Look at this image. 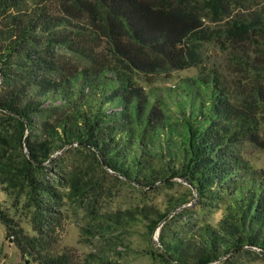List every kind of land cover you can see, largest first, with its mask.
Masks as SVG:
<instances>
[{"label": "trees", "instance_id": "16d2710c", "mask_svg": "<svg viewBox=\"0 0 264 264\" xmlns=\"http://www.w3.org/2000/svg\"><path fill=\"white\" fill-rule=\"evenodd\" d=\"M57 49L86 65L67 71ZM192 68L198 76L174 101L178 129L167 102L153 104L136 77ZM0 87V110L15 123L11 139L25 151L21 165L2 157L0 174L27 177L33 208L30 235L0 207L5 238L21 257L84 264L59 246L60 194L31 174L76 146L138 188L177 178L198 200L223 206L220 221L196 237L165 232L171 209L126 210L144 215L150 233L163 223L152 252L163 264H212L246 250L264 258V170L237 149L259 132L264 107V0H0ZM7 135L0 133L5 144Z\"/></svg>", "mask_w": 264, "mask_h": 264}, {"label": "rangeland", "instance_id": "374dc122", "mask_svg": "<svg viewBox=\"0 0 264 264\" xmlns=\"http://www.w3.org/2000/svg\"><path fill=\"white\" fill-rule=\"evenodd\" d=\"M106 47L105 44L99 47L103 50L102 57H105L103 53H107ZM56 51L60 54V60L65 62L62 65L67 71L70 69L69 63L86 65L84 60L77 59L67 50ZM210 55L220 61L223 58L222 53L214 47L210 48ZM197 76L198 70L192 68L137 74L136 82L153 104H160L164 100L167 102L164 112L180 129L183 126L174 101L178 99L179 103L181 90L188 80ZM256 119L259 132H254L251 139H245L237 149L254 169L264 170V107L259 109ZM14 124L11 116L0 110V133H7L8 140L12 138ZM1 138L0 150L4 149L5 152L0 151V159L5 156L6 160L10 158L21 165L25 151L12 139L5 144L6 141ZM31 174L47 185L55 186L60 194L57 206L63 214V225L59 246L74 250L84 264H103L100 259L118 264H163L152 253L159 251V228L163 223L150 233L144 215H131L126 210L134 212V209L142 206L160 212L171 209L164 219L166 224H163V228L167 233L173 232L184 237H196L202 232L203 225H216L223 215V206H210L198 200L197 194L181 179L170 178L168 182H156L152 187L138 188L99 166L76 146H64L53 153L50 160L42 164V168L35 169ZM26 179L23 173L13 176L11 180L0 174V207L18 221L26 232L34 235L30 221L33 208L29 204ZM113 213L119 215L116 217L118 222L107 218ZM5 237V227L0 223V264L36 263L21 257L17 247ZM212 264H264V258L254 251L246 250L236 255L230 253Z\"/></svg>", "mask_w": 264, "mask_h": 264}]
</instances>
